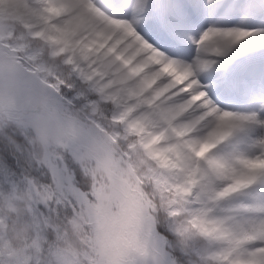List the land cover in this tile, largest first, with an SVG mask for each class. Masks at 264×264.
Listing matches in <instances>:
<instances>
[{"label": "snow or ice", "instance_id": "obj_1", "mask_svg": "<svg viewBox=\"0 0 264 264\" xmlns=\"http://www.w3.org/2000/svg\"><path fill=\"white\" fill-rule=\"evenodd\" d=\"M0 264H264V0H0Z\"/></svg>", "mask_w": 264, "mask_h": 264}]
</instances>
